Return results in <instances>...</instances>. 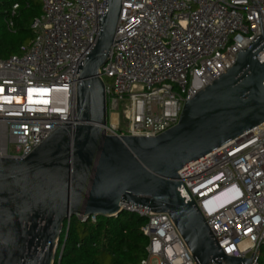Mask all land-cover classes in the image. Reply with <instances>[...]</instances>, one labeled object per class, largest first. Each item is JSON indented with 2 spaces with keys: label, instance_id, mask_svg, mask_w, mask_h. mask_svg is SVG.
<instances>
[{
  "label": "built area",
  "instance_id": "built-area-1",
  "mask_svg": "<svg viewBox=\"0 0 264 264\" xmlns=\"http://www.w3.org/2000/svg\"><path fill=\"white\" fill-rule=\"evenodd\" d=\"M41 1L32 41L19 55L0 59V158L26 157L72 121L78 69L96 42L108 2ZM16 8L10 6L9 27ZM258 35L264 38V0H121L114 43L100 69L107 134L152 138L174 127L184 102L224 74ZM256 60L264 63V50ZM177 176L201 206L222 253L244 259L252 254L249 264H258L264 122ZM122 207L145 220L140 230L148 243L140 264L152 258L157 264H196L166 214Z\"/></svg>",
  "mask_w": 264,
  "mask_h": 264
},
{
  "label": "water",
  "instance_id": "water-1",
  "mask_svg": "<svg viewBox=\"0 0 264 264\" xmlns=\"http://www.w3.org/2000/svg\"><path fill=\"white\" fill-rule=\"evenodd\" d=\"M121 0H108L96 42L78 69L71 122L29 155L0 158V264H54L64 222L118 217L123 205L166 214L196 264H249L220 250L177 172L264 122V38L185 101L178 123L152 138L107 134L100 69Z\"/></svg>",
  "mask_w": 264,
  "mask_h": 264
},
{
  "label": "trees",
  "instance_id": "trees-1",
  "mask_svg": "<svg viewBox=\"0 0 264 264\" xmlns=\"http://www.w3.org/2000/svg\"><path fill=\"white\" fill-rule=\"evenodd\" d=\"M15 14L8 26L10 6ZM41 0H0V59L19 55L33 39L31 24L41 13ZM74 224V225H73ZM145 220L122 212L118 217H95L86 220L71 217L64 222L56 256L59 264H140L148 243L141 233ZM258 264H264V243Z\"/></svg>",
  "mask_w": 264,
  "mask_h": 264
},
{
  "label": "rangeland",
  "instance_id": "rangeland-1",
  "mask_svg": "<svg viewBox=\"0 0 264 264\" xmlns=\"http://www.w3.org/2000/svg\"><path fill=\"white\" fill-rule=\"evenodd\" d=\"M127 124H121L120 126V133L124 134L127 130ZM74 225V224H73ZM149 264H157V260L155 258L150 259Z\"/></svg>",
  "mask_w": 264,
  "mask_h": 264
},
{
  "label": "clouds",
  "instance_id": "clouds-1",
  "mask_svg": "<svg viewBox=\"0 0 264 264\" xmlns=\"http://www.w3.org/2000/svg\"><path fill=\"white\" fill-rule=\"evenodd\" d=\"M195 204H196L197 208L199 209V211H200L201 214H202V208H201V206H200L197 202H195Z\"/></svg>",
  "mask_w": 264,
  "mask_h": 264
},
{
  "label": "crops",
  "instance_id": "crops-1",
  "mask_svg": "<svg viewBox=\"0 0 264 264\" xmlns=\"http://www.w3.org/2000/svg\"><path fill=\"white\" fill-rule=\"evenodd\" d=\"M222 198H224V195H221L220 197H218V200H222Z\"/></svg>",
  "mask_w": 264,
  "mask_h": 264
}]
</instances>
